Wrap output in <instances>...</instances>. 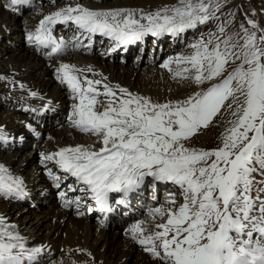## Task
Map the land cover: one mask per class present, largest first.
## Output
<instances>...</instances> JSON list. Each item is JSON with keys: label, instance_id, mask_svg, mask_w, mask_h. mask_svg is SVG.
<instances>
[{"label": "snow or ice", "instance_id": "6c2138e0", "mask_svg": "<svg viewBox=\"0 0 264 264\" xmlns=\"http://www.w3.org/2000/svg\"><path fill=\"white\" fill-rule=\"evenodd\" d=\"M27 2L11 0L12 5ZM222 6L220 0H179L176 6L137 15L135 10H91L76 4L45 16L28 35L30 42L58 54L76 43L62 37L57 40L54 26L74 25L77 43L80 38L100 35L116 42L115 51L149 34L178 36L211 20L219 21L217 31L208 33L207 39L201 36L189 45L191 53L162 64L172 71L170 65L175 62V76L197 85L219 79L184 100L161 103L100 79H81L77 72L82 70L68 63L56 70L58 79L78 100L73 105L74 126L97 137L101 147H61L44 160L75 179L69 191L90 194L101 210L110 193L126 196L145 177L178 185L184 202L152 211L153 217L167 215L164 222L149 230L141 220L130 229L145 251L164 264H264V199L260 195L264 187L257 186L264 181L255 180L257 173L264 176V34L258 37L243 23L239 30L228 32L232 21L217 15ZM247 23L258 29L255 21ZM231 64L236 67L228 72ZM100 96L105 98L99 102L102 110L97 108ZM222 108L232 117L222 146L211 150L186 147L185 142L209 127ZM26 127L36 133L31 124ZM7 139L0 128V141ZM49 174L53 175L51 170ZM63 178L53 175L57 188ZM0 194H26L23 178L3 164ZM81 202L87 204L79 197L73 201ZM27 243L15 225L0 217V264H38L43 247L29 248Z\"/></svg>", "mask_w": 264, "mask_h": 264}, {"label": "bare ground", "instance_id": "6f19581e", "mask_svg": "<svg viewBox=\"0 0 264 264\" xmlns=\"http://www.w3.org/2000/svg\"><path fill=\"white\" fill-rule=\"evenodd\" d=\"M87 1L89 0L80 1L79 5L91 10H103L105 7L98 1L96 3L93 0L91 3H87ZM178 3L168 0L163 2L147 0L146 4H141L136 8L130 7L126 3V5L117 3L112 5L110 10L128 9L138 12L140 9H144L146 13H149L158 6H162L163 10L176 6ZM76 4L78 3L71 4L65 1L59 3L56 8L52 6L36 8L38 5L34 3L32 10H27V13L25 10L22 16H18L7 10L18 11L22 5L28 6L27 3L17 4V7L11 4V0H0V39L11 40L10 43H14L6 51L10 52L7 58L3 63L0 62V104L5 102V105L10 106L9 113L0 114V128H3L8 134L7 140H11L10 142H2L1 145L8 146L9 143H15L22 136H25V130L28 129L26 125L31 124L36 129V122L43 120V118L40 116L42 111L36 110L35 105L38 104L39 106L40 102L50 104L55 102L59 107H51V110L58 116V120L60 117H64L65 123H57L55 130H53L54 133L50 134L51 142L43 148L46 150V155L66 146L93 145L96 149L101 147L97 137L79 131L78 127L73 124V105L78 101L73 99L74 94L67 84L58 79L56 70L63 63H68L77 70H82L77 72L81 79L84 76L90 79H100L113 88L124 87L133 93L150 97L161 103L184 100L207 87V84L198 86L190 80L174 78L175 75L171 77L170 71L168 72L169 69L161 67V60L159 61L157 58L151 60L149 66L138 70L136 65L132 68H126L116 65L115 62H110L108 52L105 53L108 58L106 60L101 55L92 54L91 50H83L82 41L84 39L79 42L78 55L73 52L66 53L63 54L65 56L61 55L62 58L53 56L37 43L28 40V35L38 29L45 16ZM20 14H22V10H20ZM21 17L23 19L19 21ZM23 32L28 44L24 40L22 42ZM94 36L91 37V42L94 40ZM178 36L172 35V42H176ZM21 42L24 44L19 47ZM113 46V43L109 45L110 48ZM131 51L134 52L133 49ZM172 59L174 60V58ZM171 69L174 74L176 70ZM100 91H104L102 85ZM7 95H11L14 102H7L9 101ZM104 100L103 98L100 102ZM26 104H30L27 109H25ZM44 105L41 104V106ZM97 108L102 110L100 103ZM22 110L27 111L29 120L21 115ZM44 112L49 113V111ZM67 118H70V121H67ZM37 163L38 161L33 160L31 163L33 169L25 176L27 167L31 165L29 158L20 160L16 154L0 151V164L5 165L14 175L23 178L27 195L32 183H39V190L35 198L37 200L47 196L51 198L56 182H52L44 175L43 166L45 168L53 167L54 163L45 160L40 161V164ZM7 196L11 195L2 196L0 194V197L4 198V200H0V217H3L7 224L15 225L20 234L27 237V247H43V251L38 257V264H129L131 261L134 264H164L161 259L145 251V248L131 235L130 229L137 221H141L140 210H118L117 214L122 211L127 213L125 221L128 223H121L119 218H116L112 222L115 225L114 228H112L114 226L112 224L110 228L100 229L98 225L94 226L89 223L91 218L89 214L83 212L81 214L75 207L65 209L64 206L50 203L47 205L48 208L47 206L43 207L41 212L30 208L31 211L28 210L26 213V209L21 207L16 198L13 199L14 201H8ZM24 199L27 200V197ZM142 221L145 222L149 230L153 229L154 224L164 222L160 216L153 217L152 214L148 213Z\"/></svg>", "mask_w": 264, "mask_h": 264}, {"label": "rangeland", "instance_id": "374dc122", "mask_svg": "<svg viewBox=\"0 0 264 264\" xmlns=\"http://www.w3.org/2000/svg\"><path fill=\"white\" fill-rule=\"evenodd\" d=\"M53 1L54 0H29L27 2L28 6L22 5V7L20 8V10H22V14H20V10H18V11L7 10V9L6 10L11 12V13L17 14L18 16H20V15L22 16L23 12L25 10H26V13L28 12L27 10H32L34 3H36V5H38L36 8H40V7L41 8H47L50 6L56 8L59 5V3H63L65 1H68L71 4H75V3L79 4L80 1H85V0H56V2H53ZM91 1L92 0H89V1H87V3H91ZM97 1L101 4H103V6H105L103 8V10H110L112 5H116L117 3H124V5L128 4L130 7H133V8H136L137 6H140L141 4L144 5L147 3V0H93V2H95V3ZM155 1H160V2L162 1L163 2L165 0H155ZM168 1H171V2L173 1L174 3L179 2V0H168ZM220 2L222 3L223 6H222L220 12L217 13V15H220L222 17V19L227 18V19L232 21V23L227 28L228 32H235V31L239 30L240 25L243 23L247 28H249V30L256 31L258 37L260 35L264 34V33H261V31H260V30L264 29V0H220ZM47 3H49V4H47ZM15 6L18 7V5H15ZM161 7L162 6H158L157 8H155L153 11H150L149 13L156 12L157 10H162ZM140 11L145 12L144 9H140L138 12L136 11L137 15H139ZM229 14H231V15H229ZM22 19L23 18L21 17L19 19V21H22ZM248 20L255 21L256 24L258 25V29H252V26L247 23ZM218 23H219V21H217V20H211L207 24L199 25L195 29H189L186 32L181 33L178 36V39L176 42H172V40H171L172 35L171 34H164V35L156 37L154 42H153L152 38H151V40H149L150 38H148L147 44L149 42H151L150 47L153 48L154 58L159 59L161 57L162 58L161 62L166 57L170 58L171 55H174L173 58L179 57L182 54L187 55V54L192 52V49L189 47V45L193 43V41H192L193 38H191V42L188 43L190 37H189V34H187V33L191 32L193 34L194 38L196 39L195 41L199 40L201 38V36H203L204 39H207L208 33L217 31ZM94 37H95L94 40L98 39V36H94ZM23 40L26 44H28L24 38V32H23L22 42H23ZM165 41H170L171 46L170 45L169 46L171 49L166 48L165 50L166 51L168 50V51L165 52V50H163V52L161 53L160 47L163 45V43ZM10 42H11V40L6 41L5 39H0V62H2V63L10 53V52H6V51H8L10 49L9 48L10 46L14 45V43L12 44ZM22 42L19 45V47H22V45L24 44V43L22 44ZM167 43H169V42H166L165 44H167ZM82 44L85 46V39L82 41ZM109 48L110 47L106 42L103 45L102 44L99 45L98 48L97 47L93 48L91 51H92V54L101 55L104 57V59L107 60L108 58L105 56L107 54H105V53L108 51ZM176 48H177V50H176ZM186 48H189L190 51H187ZM84 49H86V48H83V50ZM86 50H90V48H87ZM173 50L175 52H173ZM134 52H135V50H134ZM136 52H137V55L130 54L128 56H125V55L122 56V58L125 60V63H121V57L119 54H117L112 59H110L112 56L109 55L108 60L110 62H115L116 65L124 66L126 68H132L134 65H136V69H138V70H142V69H144V67L149 66V62L151 61L150 60L151 59L150 48L146 49L143 53L141 51V48H138V50H136ZM63 56H65V55H63ZM63 56H57V57L62 58ZM137 56H139V57H137ZM136 58H140L139 62H136L137 61ZM171 65H172L171 68H174V70L177 69L175 62H173ZM235 67H236L235 64H231V65L227 66V71L230 72ZM168 72H169V70H168ZM225 74H227V73H225ZM169 75L172 77L175 74H173L172 71H170ZM174 78L181 79V77H176V76H174ZM217 82H219V79L206 83L207 84L206 86L209 87L212 83H217ZM192 83H194V82H192ZM198 86H201V85H198ZM20 90H21V88H20ZM103 98L104 97H102L101 99H103ZM7 99H9V101L6 100L7 102H14V99H12L11 95L10 96L7 95ZM76 101H78V100H76ZM2 103L3 104H0V114L2 115L3 113H9L10 112L9 111L10 106L5 105V102H2ZM41 104H45V105L41 106ZM29 106H30V104H26L25 109L29 108ZM35 107H37L36 110L42 111L40 116H41V118H43V120L36 122V124H37L36 133H39V135H37L36 133L27 129V130H25L26 134H25V136H22V139H19L15 143H13V142L9 143L11 146L10 145H8V146L1 145L2 142H8V141L10 142L11 140L0 141V151H2V153L4 152V153H9V154H16V156L20 160H22V159L24 160V158L28 157L29 158V164H31L33 162V160L36 162L38 161L37 164H40V161L44 160V156L46 155V150L43 148H45V145H47V143L51 142V139H49L50 134L54 133L53 130H55L57 123H61V124L65 123L64 117H60L59 120L62 119V121H59L57 119L58 116L53 113L54 111L52 112V110H51V107H53V108L59 107L57 103L54 102V103L50 104V103H41L40 102V105L38 106V104H37V105H35ZM40 108H42V109H40ZM24 110H22L23 112H21V115L24 116V118H28V120H29L30 117L28 116L27 111H24ZM44 111H49V113L47 114ZM49 114H52V115H49ZM231 119H232V117L230 115L229 110L227 108H222L221 114H219L216 118H214V121L209 125V127L201 129L200 131H198L193 137H191L188 141L185 142V146L192 148V149H197V150H200V149L211 150V149L217 148L218 146H222L223 134L225 132V129L229 126L227 122ZM67 121H70V118L69 119L67 118ZM24 139H26V140L22 142V140H24ZM190 145H192V146H190ZM33 149H34V151H33ZM49 167L50 166H48L47 168H49ZM32 169H33V165L31 164L27 167V172H26L25 176L27 174H29V172H31ZM27 184H28V181H27ZM62 187H64V185H62ZM38 188H39V183H35V184L32 183V186H31V189H30V192L28 195L25 194L23 196L18 197V196L13 194L11 196H7V198H8L7 200L8 201H14L13 199L16 198L17 201H19V204L21 205V207L26 209V211H27L26 213H28V210H30V208L33 210H36L37 212H41L42 208L46 207L50 203H55L57 206L58 205L63 206L62 201L60 200V197L56 195L55 190H53V195L51 196V198H49L47 196L46 198H43V199L40 198L37 200L35 198V196H36L37 191L39 190ZM60 190H63V189H59L58 191H60ZM65 191L67 194L66 197L69 198L72 195V191H69L68 188H66ZM69 194H71V195H69ZM1 195L5 196V194H1ZM78 196H82L83 201L87 199L86 200L87 204L90 203V201L88 200V197L85 196V194H83V193L77 192L72 197H78ZM25 197H27V200L24 199ZM143 198L144 197L141 195L140 198L137 200L136 211L140 210L139 204L143 202ZM0 200L2 201V200H4V198L0 197ZM78 206L79 205L73 206V207L77 208L79 212H81V213L83 212V213L87 214L86 211H83L81 209L82 206H79V207ZM47 208H48V206H47ZM64 208L68 209L66 207H64ZM70 208L71 207H69V209ZM116 214H117V211L115 212V216L110 219L111 223L109 221V223H107L106 226L101 227V225L98 224V220H96L94 217L93 218L91 217L89 219V223L91 225H94V226L98 225V227L100 229H107V228L111 227V225L113 224L112 222L116 218H119V221L121 223L127 222V221H125L126 218H124V215L122 214V212H120L117 215ZM139 215H142V216H140L141 220H143V218L146 217V213L143 211H141ZM137 217H139V216H137ZM161 220L165 221L164 218H161ZM114 227H115V225L112 228H114ZM129 264H134V263H133V261H131V262H129Z\"/></svg>", "mask_w": 264, "mask_h": 264}]
</instances>
